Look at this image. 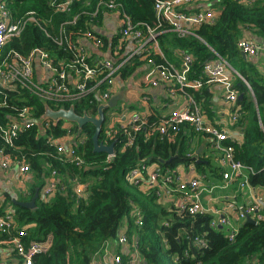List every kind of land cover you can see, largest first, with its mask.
I'll return each instance as SVG.
<instances>
[{
	"label": "trees",
	"instance_id": "trees-1",
	"mask_svg": "<svg viewBox=\"0 0 264 264\" xmlns=\"http://www.w3.org/2000/svg\"><path fill=\"white\" fill-rule=\"evenodd\" d=\"M51 1L60 0H10L9 8L16 17L31 11L36 15L38 23L26 24L19 36L8 40L1 50L0 63L8 54L16 52L28 55L36 48L44 49L51 59H56L60 51L52 39L46 37L45 32L51 36L57 35L58 25L71 20L77 10H90L98 1L107 0H79L71 5L69 12L49 17L52 14ZM86 1L92 5H86ZM114 1L121 5L134 22H143L151 27L155 25L154 0ZM209 2H213L210 8L216 14L213 20L204 22L181 36L164 25L156 37L158 42L162 37L158 47H161L166 56L171 47V50H185L194 57L191 76L200 74L203 63L214 59V53L230 63L229 59L240 54L237 43L244 38H241V33L246 28L264 37V0ZM81 19L74 25H68L67 31L73 32L78 25L80 31H83L86 24L88 28V18L82 16ZM89 29L92 30L90 27ZM163 38H167L168 45L163 43ZM101 40L104 46L106 42ZM117 41L118 38L113 39L111 45H116ZM152 58L155 63H164L160 55L154 54ZM133 65L134 63L123 69V77L136 71ZM231 87L243 94L241 97L236 96L231 109L232 112L238 107L239 116L234 122H239L242 128V140L239 143L228 136L224 143L231 141L234 160L253 169V173L248 175L249 184L264 190V86L252 83L257 109L254 107V100L246 94L244 84L241 83L238 87L232 81ZM104 88L102 86L99 90ZM203 91L204 89H195L189 90V93L199 103L204 97ZM98 102L95 94H89L70 105L77 115L95 117ZM44 104L36 93L27 89H5L0 93V125L12 122L26 107L30 108V118L40 119L44 113ZM67 107L69 106H64ZM110 109L115 107L104 111L105 121L98 137V141L103 144L113 143L114 152L109 163L105 162L106 153L94 151V127L91 124H85L77 137L75 124L70 130L61 129V123L45 130L35 126L19 133L11 146L0 135V148L13 160L24 159L28 165V173L32 176L29 193L24 195L26 197L18 194V200L28 201L34 194V188L41 190L50 172L54 171L56 190L50 201L38 198L34 207L26 208L15 205L10 195L5 193V200L0 206V215L8 208L14 214L17 228L15 231L14 228L10 230V234L29 225L26 235L21 239L25 248L31 242H41L48 236L51 238L49 248L33 256V264H92L93 254L105 241L116 238L124 218L128 224V237L136 236L145 264H264V207L262 219L243 222L235 236L228 239L222 229L209 225L210 217L207 213L191 216L180 213L177 209L168 210L160 203L161 199L157 197L155 190H145L143 186L126 179L130 169L141 163H158L169 170H174L178 165L193 163L202 173L208 165L209 157L203 154L195 157L188 150L184 131L189 129L188 124H181L175 134L170 129L160 134L156 127L161 117L151 114L140 130L133 132L128 127L127 131L132 134L133 141L124 147L128 140L124 128H116L112 137L105 134V124L114 119L116 114H108ZM198 134L210 141L208 135ZM66 136H71L73 147H76L83 164L76 165L53 158L57 151L55 146L48 143V138L56 140ZM80 139L83 140L81 144ZM78 183L86 186L87 195L84 197L74 191ZM136 212L141 215V226L135 223ZM194 237L202 238L205 247H200Z\"/></svg>",
	"mask_w": 264,
	"mask_h": 264
},
{
	"label": "built area",
	"instance_id": "built-area-1",
	"mask_svg": "<svg viewBox=\"0 0 264 264\" xmlns=\"http://www.w3.org/2000/svg\"><path fill=\"white\" fill-rule=\"evenodd\" d=\"M76 1L79 0L54 1V7L59 12H69L71 5ZM198 1L154 0L156 20L153 27L143 22H134L132 17L114 0L98 1L90 10L79 9L71 20L60 23L57 35L51 36L48 32H45L46 37L52 39L57 50H60V46L66 42L72 58L68 61H59L58 58L53 60L44 49L40 48L33 49L28 55L16 52L11 53L12 55L8 54V57L0 63V93L8 88L27 89L38 94L40 99L53 110L68 109L72 107L71 103L80 101L89 94L96 95L99 101L97 105L106 104L114 95L113 86L115 79L118 76H122L123 69L132 65L136 60L144 61L148 65V69L142 77L145 83L152 87L163 85L170 97H174L180 92H183L186 96L185 104L181 108L174 109L165 117H161L156 131L164 134L170 129L175 134L179 131L181 124L187 123L191 126L193 133L208 135L210 139V141H207L208 145L217 154L216 161L220 169H222V182L219 187L226 188L227 184L234 178L238 181L241 188H253L249 184L248 176L246 175V173H253V169L234 160L232 142L224 143L228 140V135L220 128L211 126L202 119L198 108L194 106L191 96L187 93L188 88L198 89L207 83H218L224 88L226 101L233 104L236 101L237 92L231 87V79L227 72L228 69H231L230 63L219 54L214 53L216 59L205 61L202 65L201 73L191 76L194 57L186 51L182 50L179 52L181 57V69L179 71L175 70L168 62L155 63L152 58L154 54L163 58L156 37L160 32L159 29L164 25H167L169 30L177 32L181 36L189 33L194 27H199L204 22L214 19L216 14L211 8L193 11L182 9L192 4L196 5ZM9 3L10 0H0V53L6 42L11 37L19 36L26 24L38 23L36 15L31 11L16 17L11 12ZM88 4L86 1V5ZM103 8L116 13L121 20L119 37L113 50V55L119 56L121 54L128 39L136 44V48L122 56L118 62L92 56L85 46V42L90 41L94 47H103V42L101 38L95 35L93 30L86 28L87 25H85V28L83 27V31H80V38H82L80 44L75 41V32H67V26L76 24L82 16H86L89 23H95ZM68 35L70 36L69 38ZM237 46L242 53L251 56L255 55L259 49L253 41L245 38L240 39ZM35 62H38L43 68L53 71L44 83H39V80L34 78L33 64ZM102 86L105 88L100 91L99 88ZM147 100V97H145L146 102ZM65 105L69 107L64 108ZM148 116L146 112L135 111L124 125H117L115 117L108 120L105 124V134L112 137L116 133V128H124L128 136L124 147H127L133 141L132 134L127 131L128 127L133 129V132L140 130L146 123ZM238 116L239 111L238 107H236L231 113V120L236 121ZM59 123H61L60 128L63 130H70L73 127L72 123L62 119L40 120L39 118H30V108L26 107L17 114L16 119L12 122L7 125H0V135L3 141L11 146L18 134L25 129L40 126L42 130H45ZM65 139H68L66 144ZM71 139V136L56 140L48 138V143L56 147L57 154L53 155V158L76 165L83 164V159L77 154L76 147H73ZM79 142L81 144L83 140ZM112 157V155H107L105 162L109 163ZM11 165L16 167V174L20 178L28 173V165L24 159L21 161L13 160L0 148V168L5 170ZM227 167L231 169L230 172L225 170ZM126 176L129 182L141 185L145 190H155L159 199L176 194L178 197L176 209L180 213L183 212L193 216L206 212L199 201V196L205 189L204 185L201 184V180L184 181L175 171L163 169L156 163H141L137 167L130 169ZM55 190L54 171H51L42 189L41 200L48 201ZM74 191L77 195L83 197L87 195L86 186L79 183L75 185ZM235 210L236 219H245L247 216L254 215L255 220H260L263 218L262 199L258 198L250 206L236 207ZM134 216L135 223L141 226L143 223L141 215L136 212ZM210 223L211 226H225L230 224V220L225 216L221 217L217 222ZM28 227L29 225L27 224L10 234V230L14 228L13 231H15L17 228L12 210L8 208L3 215H0V264H33V256L48 249L49 243L46 240L31 242L28 248L23 246L21 239L26 235ZM119 234L117 235L118 242L125 244L128 241L127 236ZM234 235V232L231 233L229 239H232ZM194 241L200 247H205L202 238L194 237ZM113 264L141 263L135 258L124 259L122 255L117 253L113 257Z\"/></svg>",
	"mask_w": 264,
	"mask_h": 264
},
{
	"label": "crops",
	"instance_id": "crops-1",
	"mask_svg": "<svg viewBox=\"0 0 264 264\" xmlns=\"http://www.w3.org/2000/svg\"><path fill=\"white\" fill-rule=\"evenodd\" d=\"M50 3L52 4V14L49 17H52L53 14L63 13L55 9V4L53 1H51ZM87 3H89L88 5H92L88 1ZM212 5L213 2H209V0H199L196 5L192 4L182 9H186L188 11L203 9L205 10L209 9ZM120 24V17L116 13H113L106 8L102 9V13H100L98 20L95 23H89V27L94 31L95 35L105 40L106 42L103 47H94V45L90 41H86L85 46L88 48L92 56L101 59L112 60L113 62H118L122 56H125L136 48V44L128 39L121 51V54L119 56L113 55L115 45L112 46L111 42L113 39L115 40L119 37ZM81 25L84 26L83 24ZM86 25L88 26V24ZM73 32H75L76 43L80 44V40L82 39L80 38V25L76 26ZM241 34V38H250L251 41H253L259 47V49L255 55H244V57L242 56V52L239 50L240 54L238 56H240L239 59L241 61L239 66L234 68V66L230 64L231 69H228L227 72L230 76L231 83L233 81V84H237L238 87L241 85V83L246 86V94L250 99L254 100V107H256L257 109L252 90V83L256 82L257 84L264 86V37L258 36L253 31H250L247 28L243 30ZM69 37L70 36L68 35V38ZM161 38L158 44L161 43ZM163 43L165 45H168L167 38H163ZM179 50V48L171 50L170 47V49L167 50L166 56L161 49L164 62L167 61L175 70L178 71L181 69V57L178 53ZM58 51H60L58 56L54 57L58 58L59 61H68L72 58V54L68 50V45L66 42H64L63 45L60 46V50ZM133 66L135 67L136 71H134L130 75L128 74L126 77L118 76L116 77L114 82V95L122 93V99L117 102L115 109H110L111 111L109 112L108 110L107 113H116L115 117L117 125L126 124L129 117L135 111H143L148 115L155 114L158 115V117H165L172 110L181 108L185 104L186 96L183 92L177 93L174 97H170L166 93L163 85L152 87L143 81V74L148 69V65L144 61L136 60L134 61ZM52 72L53 71L49 70L48 68H43L38 62H35L33 64L34 78L36 80H39V83H44V81L49 78ZM246 77H248L249 79ZM195 89L196 88H188L187 93L190 95L189 90ZM198 89H204L203 94L205 99L202 95L203 98L199 103L193 97H191V100L194 106L198 108L202 119L206 121L207 124L220 128L231 139L237 142L239 141L240 143V141L242 140V128L239 125V122H234L231 120L232 104L226 101L223 86L218 83H207ZM234 89L237 92V97L238 95L239 97L243 95L237 88ZM145 97H147L148 99L147 102L145 101ZM203 102H205V105H203ZM95 117H97V114ZM247 118L249 120L250 116ZM184 131H186L187 135L185 144L188 146V150H190V153H193L195 157L203 154L205 157H209V162L208 165L203 169L202 173L195 167L193 163H190L188 165H178L173 171H175L182 180L187 182L193 179H197L199 181L201 180V184L204 185L205 189L199 196V201L206 210L204 214L207 213V215H209L210 222H217L221 217L225 216L230 220V224L225 226H211L210 222L209 225L216 229H222L229 239V235L233 232L236 234L243 222L246 221V218H235L236 207L250 206L258 198L262 199V207H264V190L253 186V188H241L238 181L234 178L227 184L226 188H220L219 186L222 182V169H220L217 164V154L209 147V145L207 146L208 142L206 141V138L204 136L193 133L191 126H189V129L186 128ZM71 141L73 142L72 139ZM67 142L68 139H65V144ZM161 168L167 169L165 167ZM225 170L228 172L231 171L229 167H227ZM248 174L249 173H246L247 176ZM48 177L46 178V182ZM17 181L21 184V186H18ZM31 182V174L27 173L22 178L18 177L16 174V167L14 165H11L8 169L5 170H2L0 168L1 205H3V202L5 200V198H3V194L5 195V193L10 195L12 201H20L18 200V194L21 196L28 194L30 186L32 185ZM41 190H39L38 195V198L40 199ZM21 201L26 202L27 200ZM160 203L168 208V210L176 209V205L178 204V197L176 194L163 197L161 198ZM251 216V219L255 221V216ZM127 225V222L122 224L121 228L118 230V234L120 233L119 235H126L128 241L125 244H120L118 242L117 236L115 239H109L105 241L101 245L100 249L93 254L92 264H113V257L117 253L122 255L124 259L135 258L141 264H145L138 249L136 236L132 235L128 237ZM252 264H256V262H253Z\"/></svg>",
	"mask_w": 264,
	"mask_h": 264
},
{
	"label": "water",
	"instance_id": "water-1",
	"mask_svg": "<svg viewBox=\"0 0 264 264\" xmlns=\"http://www.w3.org/2000/svg\"><path fill=\"white\" fill-rule=\"evenodd\" d=\"M245 54L242 53V56L244 57ZM241 96V95H240ZM122 99V93L113 95L107 102L106 104H101L98 106L97 110V117H90L87 116L86 114L84 115H77L74 112V109L72 107H69L68 109H58V110H53L51 109L46 103L44 104V113L41 116L40 120H45V119H50V120H64L68 121L72 124H75L77 126V133L76 137L81 133L82 127L85 124H91L94 127V133L92 135V142H93V147L94 151L96 152H104L107 155H113L114 149H113V143L110 144H103L98 141V137L101 132V126L104 121V111L107 110L108 108H113L116 106L117 102ZM39 190L40 188H35L34 189V194L31 197L29 201L22 202V201H15V205H19L22 207H34L35 206V201L38 198L39 195ZM254 220L251 219L250 216L246 217V222Z\"/></svg>",
	"mask_w": 264,
	"mask_h": 264
},
{
	"label": "rangeland",
	"instance_id": "rangeland-1",
	"mask_svg": "<svg viewBox=\"0 0 264 264\" xmlns=\"http://www.w3.org/2000/svg\"><path fill=\"white\" fill-rule=\"evenodd\" d=\"M161 51V50H160ZM180 51H182V49H180L179 51H178V53L180 52ZM183 51H185V50H183ZM162 53V52H161ZM229 61H230V64L231 65H233L234 66V68L235 67H238L239 66V64H240V59H239V57L238 56H235V57H233L232 59H229ZM37 96L39 97V95L37 94ZM39 99H40V97H39ZM41 100V99H40ZM111 110H109V112H110ZM138 112H141V111H138ZM110 114V113H109ZM3 170V169H2ZM126 178H127V176H126ZM128 179V178H127ZM18 182V181H17ZM18 186H21V184L18 182ZM44 188V187H43ZM42 188V189H43ZM41 193H42V190H41ZM18 194V193H17ZM53 198V196H51L50 197V199L48 200V201H50L51 199ZM47 202V201H46ZM124 223H126V219L124 218L123 219V224ZM42 241H45V240H42ZM46 241H48V243H49V246H50V244H51V238L48 236L47 237V239H46ZM49 246H48V248H49Z\"/></svg>",
	"mask_w": 264,
	"mask_h": 264
},
{
	"label": "clouds",
	"instance_id": "clouds-1",
	"mask_svg": "<svg viewBox=\"0 0 264 264\" xmlns=\"http://www.w3.org/2000/svg\"><path fill=\"white\" fill-rule=\"evenodd\" d=\"M7 42H8V41H7ZM7 42H6V43H7ZM3 47H4V46H3ZM2 49H3V48H2Z\"/></svg>",
	"mask_w": 264,
	"mask_h": 264
}]
</instances>
